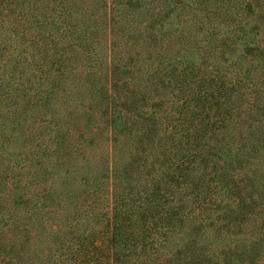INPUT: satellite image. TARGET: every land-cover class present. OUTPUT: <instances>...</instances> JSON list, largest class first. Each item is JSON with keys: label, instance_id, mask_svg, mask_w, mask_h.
<instances>
[{"label": "trees", "instance_id": "trees-1", "mask_svg": "<svg viewBox=\"0 0 264 264\" xmlns=\"http://www.w3.org/2000/svg\"><path fill=\"white\" fill-rule=\"evenodd\" d=\"M0 264H264V0H0Z\"/></svg>", "mask_w": 264, "mask_h": 264}]
</instances>
